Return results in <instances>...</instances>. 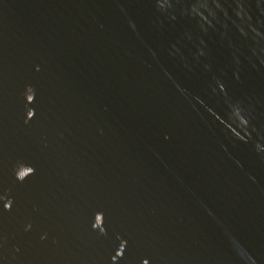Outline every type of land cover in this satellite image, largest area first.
<instances>
[{
  "label": "water",
  "instance_id": "water-1",
  "mask_svg": "<svg viewBox=\"0 0 264 264\" xmlns=\"http://www.w3.org/2000/svg\"><path fill=\"white\" fill-rule=\"evenodd\" d=\"M0 264H264V0H0Z\"/></svg>",
  "mask_w": 264,
  "mask_h": 264
}]
</instances>
